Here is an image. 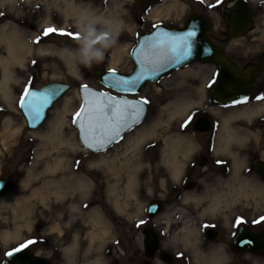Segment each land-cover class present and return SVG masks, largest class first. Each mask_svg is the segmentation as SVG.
Returning a JSON list of instances; mask_svg holds the SVG:
<instances>
[{
    "label": "rangeland",
    "instance_id": "rangeland-1",
    "mask_svg": "<svg viewBox=\"0 0 264 264\" xmlns=\"http://www.w3.org/2000/svg\"><path fill=\"white\" fill-rule=\"evenodd\" d=\"M70 1L76 6L94 9L93 11L108 20L121 19L120 27L112 24L113 34L118 31L116 42L105 51L103 61L94 62L91 67L73 62L79 58L83 34L86 33L90 21L88 19L82 21L79 30L76 22L80 17L70 12L67 7ZM247 1L254 11L264 12L260 7L264 0ZM221 3H217V0H158L145 8H139L134 0H0V12L3 13L0 15V25L7 23L8 26L17 28L32 47V52L27 54L22 66L11 62L9 67L13 71V78L7 81V93L3 94L0 91V175L10 176L9 185L0 193V264H7L6 252L28 240L33 241L27 246L28 248L48 257L54 264H93L92 261L95 259H98L96 264H113V262L128 264L122 255L124 250L130 249L127 247L128 240H136L130 253L137 250L142 233L140 230L144 227L143 224L135 226L136 220L144 217L145 206L150 200L157 197L164 198L172 189L190 197L185 204H178L182 209L193 207L198 209L200 205V208L212 210L213 198L230 194L231 199L238 204L236 208L243 211L250 209L253 217L264 215V182L245 186L217 182L199 183L185 191L178 188L181 179L185 176L186 168L182 167L181 172L175 176L168 165L170 160L168 144L172 140L181 139L182 131L191 133L193 119L186 126H182L185 125L190 114H194V118L197 114L205 113L208 108L212 110L218 129L215 142L231 146L232 137H227L220 131L224 122L223 116L253 107V104H246L225 110L212 108L214 104L209 97V87L206 85L209 66L200 69L202 74L198 78L192 77L194 73L187 65L179 72L172 71L159 78L155 84L142 86L134 96L148 101L147 114L141 123L106 149L110 156L105 163L90 164L98 160L100 152H90L87 149L83 152L79 148L68 150L67 157L73 173L84 175L91 181L89 193H83L74 183L67 182L64 185L66 193L59 198L50 192L53 188L52 184L47 186V189L42 187L46 180L58 176L44 171L47 156L41 154L43 147L34 131L43 132L46 129L47 121L53 118V111L61 107L63 97L49 108L43 122L33 130L25 128V120L19 108L25 86H38L48 80L69 82L71 89L64 96L69 98L72 109L65 114L63 132L70 141L78 139L73 124L74 114L81 104L80 96L77 97L78 86L85 84L113 92L98 82L93 74L94 70L114 69L121 73L130 72L133 67L130 52L140 32L149 30L157 23L180 27L192 12L205 14L208 12L206 8L210 9L208 13L214 22L215 30L222 31L225 24L221 20L223 8ZM176 4L178 6H175ZM157 11L160 14L154 17ZM94 26L98 33L107 30V26L101 21H95ZM46 27L64 29L68 33L79 34V37L59 33L45 36L43 30ZM2 45L0 42L1 50H3ZM122 46H125V52L121 54L115 65H110L114 51ZM39 47L42 48L40 52ZM95 47H100L99 43ZM64 49L69 51L65 52ZM177 101H191L192 104L184 112L171 116L172 104ZM261 107L253 114L264 113V102ZM253 114L247 118V121L229 118L226 124L238 129L251 128L248 123L253 118ZM152 124H156L154 135L124 151L128 136H133L137 129ZM7 126L12 129L19 128L16 135L10 136L11 132ZM182 162L187 163L186 160ZM113 173L119 174L116 183ZM129 175H133V182L130 190H127ZM27 179L29 182L24 185ZM40 187L43 188L45 195L38 193L37 196L30 198V201L24 200L23 197ZM41 196L44 198L42 199ZM193 196L198 197L197 201L192 200ZM205 198L209 201L202 202ZM16 200L19 202L16 203ZM115 201L121 206V210ZM13 205L16 211L11 209ZM71 205H76L83 212L96 209L102 215L107 231L103 233L100 227L93 226L88 220L76 218L67 221L65 213ZM171 219L173 216L163 212L158 219V226L167 230ZM55 223L59 224L60 230L50 228ZM6 231L16 233L17 237L2 240L1 234ZM90 232H95L98 236L91 239ZM75 234V250L65 251L66 246L73 242ZM167 237V235L163 236V238ZM214 247L211 245L210 251L205 253V256L216 253ZM254 259L253 264H264L261 258ZM135 264H165V262L144 263L140 260ZM234 264H245V262L236 258Z\"/></svg>",
    "mask_w": 264,
    "mask_h": 264
},
{
    "label": "flooded vegetation",
    "instance_id": "flooded-vegetation-1",
    "mask_svg": "<svg viewBox=\"0 0 264 264\" xmlns=\"http://www.w3.org/2000/svg\"><path fill=\"white\" fill-rule=\"evenodd\" d=\"M235 1L237 0H222L221 20L225 24L222 31L215 30L214 22L208 13L210 9L206 8L208 12H205V14L199 13L207 16L212 22L210 40L219 45L227 55H230L237 65H257L264 60V33H261L262 31L264 32V12L254 11L249 2L244 0L252 10L251 25L246 33L239 36H231L227 31L228 21L225 19V14ZM260 7L264 9V2L261 3ZM187 65L194 73L192 77L196 78L202 74L200 69L209 66L207 67L208 78L206 85L211 90L217 66L210 61H193ZM181 68L172 71L179 72ZM172 71L163 74L160 78ZM211 96L210 92L209 97L214 104L212 108L218 110L236 108V106L246 104H253V107L250 108L258 107L259 104L261 105L264 102V65L258 74L255 75V85L251 88V93L246 100L229 104L217 103ZM212 113L213 111L208 108L205 113L197 114L193 118L191 130L189 129L191 133L182 131L180 135L182 137L181 146L175 156L176 160L183 164L186 170L178 189L186 191L189 190L185 188L186 186H190V189H192L199 183L212 184L217 182L232 184V186L242 183H263L264 113L253 114V118L248 123L251 128H240L239 136L234 135L232 137L231 146L215 142L218 137V129H216L217 122H215ZM199 117H205L210 121L208 130L200 131L195 128V122ZM187 141L192 143L189 150H187ZM182 160H186L187 163H183ZM257 167H263L262 175L258 172ZM185 198H187L186 195L172 189L164 198L157 197L152 199L161 203L159 210H151V213H154L152 217H149L145 206L144 217L137 219L135 222L137 223L135 226H137L141 224L139 223L140 221H144L142 223L144 227L140 230L142 233L138 240V249L130 253V249L134 246L133 243L136 244V240L129 239L127 247L130 249L124 250L122 254L128 264H135L140 262V260H143L144 263L149 261L159 263L164 262L163 258L170 261V263L165 262V264H175V262L176 264H199L202 256L210 251L211 245L215 246L216 253L221 252L223 254V264H234L236 258L242 259L245 264H253L254 258L257 257L261 258L264 263V253L253 252L248 249L236 252L232 249V243L235 238L237 239L241 235L243 237L247 236V233H255L256 235L264 232V221L259 219L264 215L253 217L250 209L243 211L236 208L238 204L231 199L230 194L213 198L215 206L212 210H206L204 207L200 208V205L198 209L195 207L182 209L178 204H185L189 197L187 200ZM205 201L209 200L206 198L202 200V202ZM163 212L173 216V219L167 225V230H163L161 226H158V219ZM237 217H242L243 222L237 224ZM254 221L257 222L254 223ZM186 229H192L187 239L184 238V230ZM148 230L154 233L157 241L155 250L150 257L144 253V232ZM165 235L168 237L163 238ZM31 251L37 254L34 250Z\"/></svg>",
    "mask_w": 264,
    "mask_h": 264
},
{
    "label": "water",
    "instance_id": "water-1",
    "mask_svg": "<svg viewBox=\"0 0 264 264\" xmlns=\"http://www.w3.org/2000/svg\"><path fill=\"white\" fill-rule=\"evenodd\" d=\"M139 8H145L158 0H134ZM252 10L250 6L244 0H237L232 4L225 14V19L228 21L227 31L231 36H239L246 33L251 25ZM212 28L211 20L200 14L199 12H192L188 15L184 27L177 26H166L162 23L155 24L150 30L142 31L137 35L135 45L133 50L130 52V57L133 63V68L128 73H120L115 71V74L126 79H130L141 74L142 69L146 65L142 64L140 61L148 53V46L158 43V39L164 40L167 37L182 36L188 31H194L196 35L189 38L190 50L189 53L180 58H167L162 62L156 64L154 68L152 66H147L148 70L145 71L144 79L138 80L131 91H121L119 88L112 87L109 81L105 80L110 74L108 70H94V76L104 84L105 86L111 88L114 93L105 90H99L94 87L88 86L89 90H94L95 92H104L109 96L116 98L117 100H127L137 102V107L141 109V115L139 117V123L144 119L147 114L148 103H140L143 98L136 97L134 94L145 84H155L157 78H159L164 73L171 71L173 69L179 68L193 61H210L217 66V72L215 74V80L211 87V97L217 103H233L238 101L246 100L251 93V88L255 85V75L262 69L264 65V60L255 64H247L244 66L237 65L236 62L227 55L226 52L217 44L213 43L210 38V30ZM81 84L78 86L77 90L81 98V104L78 109L80 110L82 104H84L85 99L89 101L88 107H93L95 101L100 100V97H93L89 92L85 91L82 93ZM30 92L37 93L38 95H43L48 98V103L44 106L39 117H35L31 114L28 109L27 100L32 97L29 95L25 99V107H21V100L19 102L20 111L25 120V128L28 130H33L38 128L43 120L45 119L47 111L49 108L60 98H62L65 93L71 89V84L63 80H48L41 83L38 86L29 87ZM79 123L74 124L77 132V137L81 145L89 150L90 152H99L106 150L113 143L119 141L122 136L134 128L139 123L132 125L130 129L121 132L120 136L115 137L113 142L110 144L103 145L98 141V139H93L92 134L88 131V124L84 117H74ZM210 127V121L205 117H199L195 122V128L200 131H206ZM83 129V139L82 137ZM88 143L92 144V147L87 146ZM258 172L262 175L263 167H257ZM264 177V174L262 175ZM10 176L7 174L0 175V193L6 189L10 183ZM186 189H190V186H186ZM161 207V203L158 200L149 201L147 204V212L149 217H152L154 213L151 210L157 211ZM144 237V249L148 257L152 256L153 251L156 247V238L151 230H148ZM246 238V239H245ZM246 243V245H245ZM232 249L236 252L251 250L253 252L264 253V232L256 234L247 233V236L241 235L239 238H235L232 243ZM7 264H54L48 257L40 256L33 253L30 249L24 248L22 251L15 253L12 256H6ZM163 261L170 263L169 260L163 258ZM116 264V262H113Z\"/></svg>",
    "mask_w": 264,
    "mask_h": 264
},
{
    "label": "bare ground",
    "instance_id": "bare-ground-1",
    "mask_svg": "<svg viewBox=\"0 0 264 264\" xmlns=\"http://www.w3.org/2000/svg\"><path fill=\"white\" fill-rule=\"evenodd\" d=\"M2 1V0H1ZM175 6H178L176 4ZM67 7L70 9V12H73L77 14L80 18L87 15V18L89 21L91 19H95V21H101L105 22L108 20L103 15L96 13L93 11L94 9L88 8V7H79L70 2L67 3ZM169 9V8H168ZM167 9V10H168ZM167 12V11H166ZM160 14L159 11H157L154 14V17H158ZM153 17V18H154ZM121 19L114 18L111 21L112 24L116 27H120L121 25ZM22 33L15 27L8 26L7 23H3L0 25V42L3 44L1 50L0 48V68L2 69V76L0 79V91L4 94L7 93V81L11 78H13L12 70L10 69L11 62H15L18 65L22 66L23 61L25 60L27 54H30L32 52V47L27 43V41L24 39V36L21 35ZM125 46L120 47L113 53V59L111 61L110 65H115V63L120 59L121 54L125 52ZM42 50L41 47L38 48V51L40 52ZM1 51H3L1 53ZM59 54H62L58 51ZM70 62V61H69ZM190 70V69H189ZM191 71V70H190ZM78 92V91H77ZM79 92L77 93V97L79 98ZM81 99V98H80ZM70 100L67 96H63L61 107L58 109H55L53 111V118L46 123V129L43 132L34 131V134L39 138L40 144L43 147L42 155H46L47 158L45 160V169L44 171L48 172L51 175H56L58 178H51L50 180H46L43 183V186L45 189H47V186L50 184L53 185V188L50 190L51 193L55 194L56 197H62L66 193L65 186L68 183H74L77 188H79L83 193H89L91 191V181L87 179L84 175H78L73 173V169H71V165L69 162V159L67 157L68 150H73L75 148H79L83 152H86L85 148L81 145L78 139H75L74 141H70L68 138H66L63 132V124L65 121V114L66 112H69L72 108L70 106ZM192 104L191 101H177L176 103L172 104V109L170 110V115L173 116L174 114L184 112L190 105ZM259 108L261 109V105L259 104L256 108H243L239 111H234L231 113H228L227 115L223 116V124L221 128V132H223L227 137H233L234 135L239 136L240 128L238 127L232 128L226 124L227 120L229 118H234L235 120H243L247 121L249 116L253 113H256L259 111ZM213 114V113H212ZM214 115V114H213ZM9 124V121L7 122V125ZM155 125H146L142 128H139L135 131L133 136H128L125 140V150L127 151L130 148L135 147L139 142L143 141L146 138L151 137L154 135L155 132ZM7 129L11 132L9 135H16L19 128L12 129L9 126H7ZM236 131V132H235ZM78 138V137H77ZM181 139H175L172 140L168 144V157L169 162L168 165L170 166L173 175H178V173L181 172V169L183 167V164H181L179 161L176 160V152L180 149L181 146ZM129 142V144H128ZM188 145L187 150L191 147V142H186ZM100 155H98V160L95 162H91V165H99L101 163H105L108 160L109 151L103 150L99 151ZM49 156V158H48ZM115 174V183L118 182V173ZM33 176V175H32ZM34 177V176H33ZM54 177V176H53ZM129 179L127 180V190H130V186L133 182V175H129ZM29 182V179L25 181L26 185ZM248 183H242V185H246ZM255 184V183H252ZM38 193H44L43 188H37L32 190L29 195L23 197L25 201H30V198L37 196ZM42 199L44 198L41 196ZM185 198V200L188 199ZM190 198V197H189ZM198 197H192V200L197 201ZM19 200H16V203H18ZM116 202V201H115ZM116 205H118V208L121 210V206L116 202ZM213 207L215 206L214 203H212ZM76 205H71L70 208L66 211L67 221H72L76 218L84 221H90L93 226L100 227L99 229L105 233L107 231V226L105 225L104 220L102 219V215L96 210L91 209L90 211L83 212L80 209H78ZM14 211H16L15 205L12 206ZM50 228H56L59 229V224L55 223L54 226ZM60 230V229H59ZM184 238L187 239L189 234L191 233L192 229H186ZM98 236L95 232H90V238ZM13 237H17L16 233H12L11 231H6L1 234L2 240L11 239ZM76 234L73 239V242L66 246L65 251H74L76 247ZM28 248V247H27ZM26 248V249H27ZM223 254L221 252L218 253H212L208 255L202 256V260H199V264H222L223 260ZM98 262V259H95L92 261L93 264H96Z\"/></svg>",
    "mask_w": 264,
    "mask_h": 264
},
{
    "label": "snow or ice",
    "instance_id": "snow-or-ice-1",
    "mask_svg": "<svg viewBox=\"0 0 264 264\" xmlns=\"http://www.w3.org/2000/svg\"><path fill=\"white\" fill-rule=\"evenodd\" d=\"M222 0H217V3H221ZM0 15H3L0 12ZM52 33H59L62 35H70L76 38L79 37V34L68 33L64 29H58L55 27H46L43 30V35L47 36ZM196 33L194 31H188L182 36L175 37L170 36L164 40L158 39V43L148 46V53L140 61L142 64L146 65L142 69L141 74L126 79L124 77L117 76L114 69H109V76L105 77L106 81H109L112 87L119 88L121 91H131L132 87L135 86L138 80L144 79V72L148 70L147 66H154L164 59L167 58H177L180 59L186 56L189 53L190 45L189 38L194 37ZM39 40V37H37ZM82 93L87 91L93 97H100V100L95 101L93 107H88L89 101L85 99L84 104H82L79 111L74 114V117H84L85 121L88 124V131L92 134L93 139H98L103 145L110 144L113 142L115 137L120 136L121 132L127 129H130L132 125L139 123V117L141 115V109L137 107V102L127 101V100H117L109 96L104 92H95L94 90H89L87 85L81 86ZM31 99L27 100L28 109L31 114L35 117H39L44 106L48 103V98L43 95H38L37 93L30 92L29 87L25 86L24 93L21 97V107H25V99L29 97ZM140 103H148L147 100L142 99ZM194 114H190L185 121L186 126L193 119ZM79 121L74 118L73 124H78ZM83 139V129L82 137ZM89 148L92 147L91 143H88ZM264 221V216L259 218ZM237 224L243 222L242 217L236 218ZM257 221H254V223ZM139 223H144L140 221ZM32 240H28L20 244L15 249H12L5 253L6 256H12L15 253L22 251L28 245L32 244Z\"/></svg>",
    "mask_w": 264,
    "mask_h": 264
},
{
    "label": "clouds",
    "instance_id": "clouds-1",
    "mask_svg": "<svg viewBox=\"0 0 264 264\" xmlns=\"http://www.w3.org/2000/svg\"><path fill=\"white\" fill-rule=\"evenodd\" d=\"M87 18V15L81 17L76 22L77 28L80 30L82 21ZM95 19H91L86 33L83 34L82 38V47L80 48V55L78 60L73 61L74 63L83 64L85 67H91L95 63L102 62L105 57V51L109 49L116 42V34H113L112 22L106 20L104 24L107 26V30L98 33L96 27L94 26ZM108 37H111L110 39ZM99 43L100 47H95ZM65 52H68L69 49H64Z\"/></svg>",
    "mask_w": 264,
    "mask_h": 264
}]
</instances>
